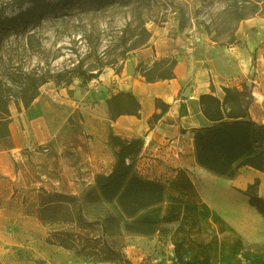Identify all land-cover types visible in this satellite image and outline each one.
Segmentation results:
<instances>
[{
    "label": "rangeland",
    "instance_id": "rangeland-1",
    "mask_svg": "<svg viewBox=\"0 0 264 264\" xmlns=\"http://www.w3.org/2000/svg\"><path fill=\"white\" fill-rule=\"evenodd\" d=\"M43 1L0 0V91L9 100L12 140L11 147L0 143V151L8 154L0 172V264H208V243H198L199 221L204 197L220 180L190 166L189 146L183 167L156 169L139 157L137 171L168 186L165 221L155 235H126L117 205L91 192L95 175L108 173L114 162L86 128V102L91 83L105 70L119 73L133 60L141 74L172 56L173 38L194 28L209 43L229 50L225 60L250 66L247 78L229 76L226 84L242 88L248 83L255 92L256 80L264 78V34L245 29V37L258 42L250 52L238 35L246 20L264 18V0H51L54 7L47 11L40 10ZM33 2L39 10L24 14ZM39 102L42 111L33 113ZM252 116L264 122V108L256 107ZM258 189L259 184L253 191ZM43 207L49 208L43 212L46 220L38 213ZM107 217L113 221L104 234ZM50 233L69 243L78 239L93 250L107 242L130 262L97 263V256L51 244ZM181 236L184 242L175 241Z\"/></svg>",
    "mask_w": 264,
    "mask_h": 264
},
{
    "label": "crops",
    "instance_id": "crops-1",
    "mask_svg": "<svg viewBox=\"0 0 264 264\" xmlns=\"http://www.w3.org/2000/svg\"><path fill=\"white\" fill-rule=\"evenodd\" d=\"M241 27L244 31L238 36L245 40L248 52L249 49L257 47L258 42L250 36L245 37V29L255 31L258 36L264 34V18L253 17L243 22ZM196 37H200L201 42H196ZM173 41L175 48L171 54L177 58L174 78L148 82L137 72L136 61L132 60L125 64L119 73L113 68L105 70L90 85V98L86 102V128L112 153L114 163L115 155L109 144L111 131L124 137L144 138L145 146L140 157L144 164L147 163L151 167H183L186 146H189L190 166L197 165L206 170L196 161L192 138L194 129L208 124L201 111L199 98L202 94L213 91L215 95L220 96L224 93L223 87L229 85L226 84L228 77L247 78L250 66H234L225 60L222 55L230 54L229 50L209 43L195 28L192 33L180 34L173 38ZM260 78L256 80L258 84L253 92L255 101L251 114H254L256 107L264 108V86L260 88L264 78ZM213 85H218L215 90H212ZM188 89L191 94L185 97ZM120 92L132 93L137 97L141 104L140 115L124 114L115 120L110 118L107 100ZM157 98L169 104L170 108L151 126L149 120L153 114L160 112L156 106ZM43 106V103L39 102L33 113L42 111ZM90 123L94 124V128ZM7 161V151H0V172L2 167L8 165ZM210 173L220 181L208 190V197H204L201 211L204 218L199 221L201 240L199 239L198 243H208L207 263L264 264V248L256 249L257 245L264 244V216L244 193L245 187L258 180V194L264 198V171L243 166L234 179ZM221 180L225 183L224 188L220 186ZM235 235L238 240H235ZM208 238L211 241H208ZM175 241L184 242V236L175 238ZM185 248L187 255H190L191 251L187 245Z\"/></svg>",
    "mask_w": 264,
    "mask_h": 264
},
{
    "label": "trees",
    "instance_id": "trees-1",
    "mask_svg": "<svg viewBox=\"0 0 264 264\" xmlns=\"http://www.w3.org/2000/svg\"><path fill=\"white\" fill-rule=\"evenodd\" d=\"M34 2L33 7L27 9L24 14L34 16L39 10ZM43 2L40 10L47 11L54 7L51 0ZM176 64L175 56L164 57L156 60L151 67L142 69L141 75L148 82L171 79L175 77ZM89 76L93 78L96 74ZM223 91L222 97L214 93H204L199 98L201 111L208 124L192 131L197 163L213 174L229 179L237 177L243 166L264 171V122H258L251 114L255 101L252 88L245 83L242 88L224 86ZM107 103L110 118L113 120L124 114L140 115L141 104L132 93L114 94ZM156 106L160 112L153 114L149 120L151 126L170 108L169 104L158 98ZM10 123L9 100L0 91V143L5 147H11L12 144ZM109 144L115 155V163L108 173L95 175V189L91 192H97L104 202L117 205L125 218L121 228L126 235H155L165 221L164 203L168 186L162 181L146 178L137 171L136 164L145 146L144 138L124 137L111 131ZM258 184V180L250 184L245 193L249 196L250 203L264 216V198L253 191ZM55 195L66 197L63 194ZM69 198L76 200L75 197ZM46 209L49 210L43 207L38 212L43 220H46L45 214L43 215ZM79 215L82 216L81 212ZM108 221H113V218L107 217L103 222L104 234L109 229ZM47 241L61 245L78 255L88 253L97 256L100 258L97 263L130 262L120 249L107 242L99 244L93 250L95 247L79 245L78 239H72L69 243L55 233H50Z\"/></svg>",
    "mask_w": 264,
    "mask_h": 264
},
{
    "label": "water",
    "instance_id": "water-1",
    "mask_svg": "<svg viewBox=\"0 0 264 264\" xmlns=\"http://www.w3.org/2000/svg\"><path fill=\"white\" fill-rule=\"evenodd\" d=\"M190 94H191V92H190V90L188 89L186 92H185V97H189L190 96Z\"/></svg>",
    "mask_w": 264,
    "mask_h": 264
},
{
    "label": "built area",
    "instance_id": "built-area-1",
    "mask_svg": "<svg viewBox=\"0 0 264 264\" xmlns=\"http://www.w3.org/2000/svg\"><path fill=\"white\" fill-rule=\"evenodd\" d=\"M195 41H196V42H201L200 37H196V38H195Z\"/></svg>",
    "mask_w": 264,
    "mask_h": 264
}]
</instances>
